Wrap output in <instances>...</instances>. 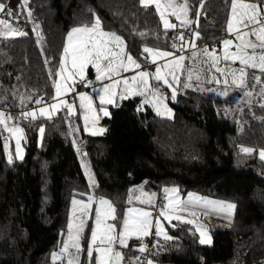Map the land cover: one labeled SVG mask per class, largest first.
Wrapping results in <instances>:
<instances>
[{
  "label": "trees",
  "instance_id": "trees-1",
  "mask_svg": "<svg viewBox=\"0 0 264 264\" xmlns=\"http://www.w3.org/2000/svg\"><path fill=\"white\" fill-rule=\"evenodd\" d=\"M4 2L17 9L20 0ZM189 3L199 8V0ZM28 6L40 25L43 47L27 20V36L0 39V107L8 106L17 116L36 106V96L51 97L49 68L58 63L67 31L91 20L92 12L105 30L125 39L134 57H141L144 45L173 51L175 31L165 35L153 8L143 9L138 0H29ZM203 12L196 43L218 42L224 37L228 2L206 0ZM190 15L195 18L194 12ZM45 59L52 63L46 66ZM21 96L26 98L23 104ZM169 103L172 117L165 119L146 105L141 108L137 97L122 100L108 108L103 135H81L77 145L94 177L91 187L62 114L22 120L23 160L12 163L6 160L0 126V264H51L73 196L107 198L122 217L130 188L141 182L147 190L173 186L183 194L235 205L231 227L211 231L210 245L199 243L192 225L167 227L174 239L158 240V262L264 264V161L256 154L264 148V107L237 106L195 91ZM240 146L254 151L242 153Z\"/></svg>",
  "mask_w": 264,
  "mask_h": 264
},
{
  "label": "snow or ice",
  "instance_id": "snow-or-ice-1",
  "mask_svg": "<svg viewBox=\"0 0 264 264\" xmlns=\"http://www.w3.org/2000/svg\"><path fill=\"white\" fill-rule=\"evenodd\" d=\"M205 2L206 0H199V8L194 9L189 0H138L140 7L145 10L154 7L165 35L169 31H175L170 45L173 51L144 45L140 58L134 57L128 51L126 41L121 35L115 31L105 30L100 17L94 12H92L91 20L71 27L65 35L58 63L48 71L49 79L52 81L51 87L54 90L51 101H46L43 96H36L34 103L39 107L22 110L20 117L16 118L0 110V126L3 127V131L9 133L7 137H3V148L5 153H8V162H13V157L9 153V141H15V157L23 160L21 142L25 140L24 129L15 123L10 126L9 121L20 118L31 121L38 118L51 120L61 109H66L65 119L70 124V118L79 115L83 121L84 131L95 136L105 131L104 128L98 127V123L102 118L101 114L105 117L110 115L106 105H113L117 98L127 99L132 96L144 97L143 104H150L157 115L170 117L171 110L164 102L160 85L172 89V98L175 99L176 88L173 85L180 84L181 76L185 73L186 77L183 80L185 89L192 88V81L195 80L197 90L215 92L217 95L226 97L229 95L228 89L234 86L237 89H243L244 96L251 97L253 93L247 89V70H258L261 75H255L254 80L255 84L262 85L259 95L264 98V78H262L264 77V0H227L229 11L225 22V32L230 38L221 41L222 55L218 54L215 46L211 49L207 45L199 48L196 43L201 39V33L197 29L200 17L204 14ZM28 5L29 0H20L17 9H12L4 0H0V39L9 40L27 36L28 33L19 26V20L21 16H24L33 24L32 30L36 35V42L38 45L41 44L44 37L39 31L40 25L33 21V12ZM193 12L195 18L190 15ZM172 18H175L179 24L174 23ZM180 28L188 29L190 38L186 39L185 32L180 31ZM140 35L146 34L140 33ZM186 52L191 54L186 55ZM144 53H147V56ZM141 58L155 64V71L142 70ZM186 60L190 62V65L185 64ZM222 61L226 62L224 67H220ZM51 63L52 61L45 59L46 66ZM237 63L238 68L232 67ZM201 64L207 65L209 73L207 76L205 70L200 67ZM90 69L95 70V80L101 82L99 88L93 87V81L87 78ZM213 69L215 73H219L218 76L212 73ZM133 70L136 71L131 77L122 76V73ZM229 78H231V85ZM106 80L110 83H104ZM152 81L156 83L153 84ZM78 82L84 83L85 87H92V91L96 94L94 98L87 92L77 93L79 112L73 103L63 98L69 92H76L75 85ZM202 82L223 84L224 90L200 88ZM25 99L21 96L20 103L23 104ZM27 99L30 100L32 97L29 96ZM95 100L99 101L98 106ZM261 107H264V104H261ZM139 110L141 109L138 108ZM44 131L45 128L41 125L39 127L41 137ZM76 131L78 129L70 127L69 134ZM73 144L77 146L79 152L80 148L76 140H73ZM240 151L251 154L254 150L240 146ZM259 156L264 161V149L259 151ZM82 165L85 175L88 176L89 186H94L95 180L90 174L86 161L82 160ZM163 192L166 194L164 199L167 202L157 205L154 201L156 193L145 192L143 185L129 190V204L136 201L141 205L158 206L160 211L156 216L145 208L129 207L120 217L117 215L116 207L108 199L103 197L94 199L91 195L87 196L86 201L73 198L72 214L69 215L67 223V239L61 242L62 247L59 253L55 251L51 253L54 264L57 260L66 261V264H81V253L85 251L81 240L84 239L90 220V237L86 248L88 264H143L139 256L126 260L123 252L118 248H128L129 240L135 239L139 241L135 250L140 253L146 252L148 246L144 243V238L153 234V228L156 237H162L165 241L173 240L174 237L165 230L161 217L169 222L175 220L182 224L195 225L200 236L199 243L203 245L211 243V240L203 230V224L198 223L199 217L195 209L198 206L210 205L216 212H226L231 215L235 208L232 203L209 200L191 192L187 194V199H181L175 187H165ZM94 203V220H92ZM185 213H188L191 218H188ZM202 214L206 216L208 211L205 210ZM118 220L121 221L119 225L116 223ZM172 226L176 227V225ZM158 244L159 241L153 247H157ZM147 264H153V261L149 259Z\"/></svg>",
  "mask_w": 264,
  "mask_h": 264
},
{
  "label": "rangeland",
  "instance_id": "rangeland-1",
  "mask_svg": "<svg viewBox=\"0 0 264 264\" xmlns=\"http://www.w3.org/2000/svg\"><path fill=\"white\" fill-rule=\"evenodd\" d=\"M153 8V10H154V12H155V9H154V7H152ZM228 11H229V5H228ZM156 13V12H155ZM228 14V13H227ZM158 16V15H157ZM172 21L174 22V23H177V24H179V22L178 21H176L175 20V18H172ZM28 22V21H27ZM185 28H180L179 30L180 31H183ZM23 30H24V28H23ZM224 32H225V28H224ZM36 36V35H35ZM226 37H228V36H226ZM226 37H222V38H220V39H218V43H219V45L218 46H215L216 47V49H217V52H218V54H221L222 55V49H223V46H222V44H221V41L223 40V39H225ZM230 38V37H229ZM186 39H188V38H186ZM234 39V38H233ZM253 39H254V37H253ZM198 45V44H197ZM40 46L41 47H43V42H41V44H40ZM200 45H198V47H199ZM200 48V47H199ZM210 49H211V47H209ZM234 50V49H233ZM225 63L226 62H221V64H220V67H224V65H225ZM185 64H189L190 65V62L189 61H185ZM200 67L202 68V69H204L205 70V75L207 76L209 73L207 72V65H205V64H201L200 65ZM232 67H234V68H238L239 67V64L237 63V64H234V65H232ZM90 71H93V76L95 77V70L94 69H90ZM212 71V73H215V70L213 69V70H211ZM248 71V77H247V89L248 90H250V91H252V96L251 97H246V96H244L242 93H243V89H237V88H235L234 86H232V87H230L229 89H228V91H229V95L228 96H221V95H217L215 92H208V91H202V90H197V82L195 81V80H193L192 81V83H193V87L192 88H188L189 90H191V91H195V92H199V93H203L206 97H209V98H212V99H220L221 101H227V102H230V103H232L233 105H237V106H243V105H252V104H255V105H261V104H264V98H262L260 95H259V93H260V91H261V87H262V85H260V84H255V80H254V76L255 75H261L259 72H258V70H254V69H248L247 70ZM179 74V73H178ZM217 76L219 75V73H215ZM133 74L131 73V72H126V73H122V76L123 77H131ZM185 77H186V73L184 74V75H182L181 76V83L180 84H178V87L180 88V91H181V93H184L185 94V91L186 90H188V89H185V88H183V80L185 79ZM88 78H90L89 76H88ZM262 78H264V77H262ZM105 83V82H104ZM106 83H110V81H107ZM205 84L206 83H201L200 84V88H203V89H207V88H213V89H217V91H223L224 90V88L222 87V86H220V85H208V87H205ZM229 84L231 85V78H229ZM255 84V87L253 88V85ZM96 84H94L93 83V87L95 86ZM101 86V85H100ZM99 86V87H100ZM164 86V85H163ZM99 87H97V88H99ZM169 89V88H168ZM170 90H172V89H170ZM79 92H87V93H89L90 95H92L94 98H95V96H96V94L92 91V87H86L85 89H83V90H76V92H69L67 95H65L63 98L65 99V100H67L69 103H73L75 106H76V109H77V112H79V100L76 98L77 97V93H79ZM52 95H54V90L52 91ZM162 95V97H164V95L163 94H161ZM170 98H169V100L170 101H172V100H174L173 98H172V95H170L169 96ZM165 99V98H164ZM143 100H144V97H143ZM142 100V101H143ZM165 100H167V99H165ZM164 100V102H165V104L167 105V107H168V109H170L171 110V116L169 117L168 115H157V113H156V111H155V109L150 105V104H147V105H149V107L151 108V111L153 112V114L154 115H156L157 117H160V118H165V119H170L171 117H172V109H171V107H170V101L168 100V102L167 101H165ZM46 101H51V97L48 99V100H46ZM95 104L98 106L99 105V101L98 100H95ZM39 106H35V107H33V108H31V109H36V108H38ZM108 107V106H107ZM31 109H28V110H31ZM108 109V108H107ZM62 114L64 117L66 116V109H61L57 114ZM56 114V115H57ZM17 117H20V114H19V116H17ZM101 119H100V121H99V123H98V127H102V128H106V126L104 125V123H103V119L104 118H107V117H105V116H103L102 114H101ZM71 119V124L66 120V124H67V128H68V131H69V129H70V127L71 128H73V129H78V131H76L75 133H73V134H70V136L72 137V139L73 140H76V142H78L80 139H81V135L82 134H84V135H89V136H93V135H91V134H89L88 132H85L84 131V126H83V121H82V119H80L79 118V115H77V116H73V117H71L70 118ZM22 120H28V119H23V118H20V119H18V125L20 126V127H22L23 128V126H22ZM9 124H10V126L12 125L10 122H9ZM2 129H3V127H2ZM103 134H104V132H103ZM103 134H98V135H95V136H101V135H103ZM9 135V133H7V132H5L4 131V136L3 137H7ZM22 144H23V141L21 142ZM22 148H23V146H22ZM261 149H264V148H259V149H257V152H256V154H257V156L260 158V156H259V151L261 150ZM76 150H77V146H76ZM4 153H5V151H4ZM9 153L12 155V157H13V161H15V160H20V159H17L16 157H15V141L14 140H10L9 141ZM82 153L79 151L78 152V158H79V160H80V163L82 164V160L83 161H86V163H87V165H88V168L90 169V167H89V164H88V161L85 159V157H82V155H81ZM5 156H6V160L8 161V153H5ZM82 168H83V171H84V173H85V169H84V167H83V165H82ZM90 174L92 175V173H91V169H90ZM93 176V175H92ZM88 177V176H87ZM140 185H143V183L141 182V183H138V184H136V185H134V186H132L130 189H134V188H137L138 186H140ZM173 186H171V187H168V188H172ZM176 188V187H175ZM144 191L145 192H148V193H156V196L154 197V201H155V203L157 204V205H161V202L159 203L158 202V197L161 195L162 197H165V193L163 192V189L162 190H160V191H155V190H147V189H145L144 188ZM181 194H183V193H181ZM181 194H179L178 193V196L180 197V195ZM129 195V194H128ZM73 198H76L77 200H85L86 201V199H82V198H80V197H78V196H73L72 198H71V200H70V204H69V209H68V211H69V213H68V218H67V223H68V219H69V215L70 214H72V209H73V205L71 204V201H72V199ZM104 198V197H103ZM205 198H207V197H205ZM105 199H107V198H105ZM208 199V198H207ZM110 201V200H109ZM162 201H163V199H162ZM167 201L164 199V202H163V204L164 203H166ZM228 203V202H227ZM129 207H140V208H145V209H147V210H149V211H151L152 213H153V216H156V215H158V213H159V211H160V208L159 207H151V206H149V205H141V204H139L138 202H136V201H133V203L132 204H129L128 203V200H127V206H126V208H125V210L127 209V208H129ZM94 208H95V203L93 204V215H94ZM124 210V211H125ZM161 221L162 222H167L166 220H164L162 217H161ZM67 223H66V231L64 232V234L62 235V239H61V242L63 241V240H65V239H67ZM169 223V222H168ZM152 230H154V228L152 229ZM90 231V230H89ZM86 232H87V229L85 230V233H84V239H82L81 240V244H82V247L85 249V251H83L82 253H84V256H85V258H84V260H83V264H88V262H87V260H86V256H87V252H86V248H87V243L85 244V237H86ZM153 233V232H152ZM151 235H153V234H151ZM154 236V235H153ZM150 237V235L148 236V237H146V239H148ZM145 239V240H146ZM139 245V241H137V240H135V239H133L132 241H131V247H133V248H136L137 246ZM62 247V244L60 243L59 244V246H58V249H57V251H55V252H58L59 253V251H60V248ZM81 253V254H82ZM145 253V252H144ZM143 254V253H142ZM151 256H152V254H150ZM148 258V257H147ZM146 258V259H147ZM152 258V257H151ZM143 259V258H142ZM59 261H61V260H59ZM63 264H66V261H64V262H62Z\"/></svg>",
  "mask_w": 264,
  "mask_h": 264
},
{
  "label": "crops",
  "instance_id": "crops-1",
  "mask_svg": "<svg viewBox=\"0 0 264 264\" xmlns=\"http://www.w3.org/2000/svg\"><path fill=\"white\" fill-rule=\"evenodd\" d=\"M226 36H228V34L225 32L224 33V37H226ZM226 38H229V36L226 37ZM218 45H219V43H218ZM185 54L186 55H190L191 53L190 52H186ZM158 63H163V61H158ZM142 70H147L149 72H154L155 71V68H148L145 65H142ZM135 71L136 70H133V71H130V72L134 75L135 74ZM88 76L90 78H88V77L87 78L89 80L93 81L94 84H96L94 87L97 88V87H99L101 85V82H98V81L95 80V77L93 76V71H90L89 70ZM104 82L106 83L107 80L104 81ZM152 83L155 84L156 82L155 81H152ZM208 85H217V84H215V83H213V84H207L206 83L205 84V87H208ZM220 86L223 87V84H220ZM173 87L176 88V97L177 96L184 95V93H181L180 88L178 87V84L173 85ZM160 90H161V94L164 95L163 98L167 99V100H165V99L164 100L168 102V100L170 98L169 96L172 95V90L168 89L166 86H163V85H160ZM188 91H191V90L188 89V90L185 91V93L188 92ZM132 97L139 98L140 104H143V101H142L143 100V97L142 96H132ZM129 98H131V97H129ZM129 98H127V99H129ZM122 100H126V99H119V98H117L116 101H115V103L113 105H106V107L108 106L107 108H109V107L118 105ZM143 105H146V106L149 107V105H147V104H143ZM178 193L181 194V192L179 190H178ZM178 193H177V195H178ZM188 193L189 192H187L185 194H181L180 195V198L181 199H187V194ZM191 193H193V192H191ZM196 195H198V194H196ZM87 196L85 198H82V199H86L87 200ZM91 196H93L94 199L100 198V197H96L93 194H91ZM198 196H200V197H207V196H202V195H198ZM158 198H161V200L163 199V201H161V205H163L164 197H162L160 195ZM207 198L209 200H213V201H223V202H227V201L219 200V199H215V198H210V197H207ZM228 203H230V202H228ZM195 210L197 211L198 217H199L198 223L203 224V226H204V229L203 230L206 231L207 236L210 238V240H211V237H210V232L211 231H213V230H226V229H229L231 227L233 210L231 212V215H229L226 212H216V211L212 210V206H210V205L209 206H198ZM205 210L208 211V215H206V216L202 214L203 211H205ZM185 215L188 216V213H185ZM91 216H92V220H94L93 213L91 214ZM188 218H191V217L188 216ZM120 222L117 225H119ZM168 222L169 221H167L166 223L165 222H162V224H163V226H164V228H165L166 231H167V227H170V226L174 225L175 223H180V222L175 221V220H173V221H171L169 223ZM90 226H91V220L89 221V226L86 228L87 229V232H86V237H85V244L88 242V238L90 237V231H89L90 230ZM192 226L195 228V225H192ZM195 230H196V228H195ZM154 231L155 230H152L153 235H154ZM196 233H197L198 241H199V239H200L199 232L196 231ZM154 237H155L156 241H158V240H164L162 237H156L155 235H154ZM145 239H146V237L144 238V243H145ZM132 240L133 239L129 240V247L128 248H123V249H119L118 248V250H121L123 252L126 260L128 258H131V257L139 256L141 258V261L143 262V264H147V260H149V259L153 261V264H164V263L158 262V260L154 256L155 253H153L152 256L149 255L147 259H142L144 253L142 254V253L136 251L135 250L136 248H133V247L130 246ZM203 245H210V243H206V244H203ZM84 258H85L84 253H82L81 254V257H80L81 264H83ZM86 260L88 262V256H86ZM56 262H58L59 264H63L62 261H59V260H57ZM165 264H169V263H165Z\"/></svg>",
  "mask_w": 264,
  "mask_h": 264
},
{
  "label": "built area",
  "instance_id": "built-area-1",
  "mask_svg": "<svg viewBox=\"0 0 264 264\" xmlns=\"http://www.w3.org/2000/svg\"><path fill=\"white\" fill-rule=\"evenodd\" d=\"M26 25V19L24 16H21L20 20H19V26L23 29ZM185 32V38H190V32L188 29H184L183 30ZM209 46V47H212V46H217L218 45V42L217 41H212V42H209V43H202L199 47L200 48H203L205 46ZM146 67L148 68H155L156 65L155 64H152L148 61L145 62L144 64ZM86 83V82H85ZM76 90H83L85 89V85L84 83H80L78 82L76 85ZM0 110L10 114L12 117L16 118L17 117V114L14 110L10 109L8 106H2L0 107ZM11 124H17L18 123V119H14L13 121H9ZM158 202L160 203L161 202V198L158 199ZM158 207V206H157ZM145 244H147L148 246V250L143 254V259H146L150 254H153L156 252V247H153L154 244H156V239L153 235H150V237L148 239L145 240ZM51 264H54V262H52ZM55 264H59L58 262L55 261Z\"/></svg>",
  "mask_w": 264,
  "mask_h": 264
},
{
  "label": "bare ground",
  "instance_id": "bare-ground-1",
  "mask_svg": "<svg viewBox=\"0 0 264 264\" xmlns=\"http://www.w3.org/2000/svg\"><path fill=\"white\" fill-rule=\"evenodd\" d=\"M162 201V200H161Z\"/></svg>",
  "mask_w": 264,
  "mask_h": 264
}]
</instances>
